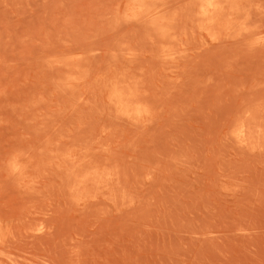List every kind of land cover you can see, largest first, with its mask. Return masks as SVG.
<instances>
[{"label":"rangeland","instance_id":"374dc122","mask_svg":"<svg viewBox=\"0 0 264 264\" xmlns=\"http://www.w3.org/2000/svg\"><path fill=\"white\" fill-rule=\"evenodd\" d=\"M37 263L264 264V0H0V264Z\"/></svg>","mask_w":264,"mask_h":264},{"label":"bare ground","instance_id":"6f19581e","mask_svg":"<svg viewBox=\"0 0 264 264\" xmlns=\"http://www.w3.org/2000/svg\"><path fill=\"white\" fill-rule=\"evenodd\" d=\"M243 133H245L246 132V130L244 129L243 131H242ZM86 178H89V176H86ZM95 178H97L96 176H95ZM92 179V178H91ZM86 179L84 178V181H85ZM87 180H89V179H87ZM96 180H99V179H96ZM96 180L94 179V182H96ZM81 181H83V180H81ZM84 183V182H83ZM87 183L88 182H86V184L85 185H87ZM80 184V183H79ZM92 184V183H91ZM95 184H97V183H95ZM94 184V185H95ZM101 184V183H100ZM98 186V185H97ZM98 188H100V187H98ZM113 196V195H112ZM11 239V238H10ZM8 240V239H7ZM6 243V242H5ZM31 258V257H30ZM29 260V259H28ZM31 260V259H30ZM36 260V259H35ZM38 264V263H37Z\"/></svg>","mask_w":264,"mask_h":264}]
</instances>
